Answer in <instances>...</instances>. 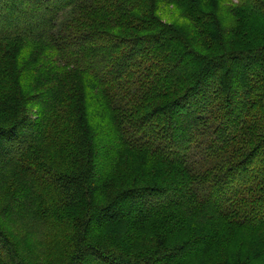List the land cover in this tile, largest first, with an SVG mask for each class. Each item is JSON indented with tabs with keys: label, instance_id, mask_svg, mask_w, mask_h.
<instances>
[{
	"label": "trees",
	"instance_id": "16d2710c",
	"mask_svg": "<svg viewBox=\"0 0 264 264\" xmlns=\"http://www.w3.org/2000/svg\"><path fill=\"white\" fill-rule=\"evenodd\" d=\"M256 14L264 0H0V166L58 191L59 264H264ZM49 145L67 167L42 164ZM0 264H27L1 229Z\"/></svg>",
	"mask_w": 264,
	"mask_h": 264
},
{
	"label": "rangeland",
	"instance_id": "374dc122",
	"mask_svg": "<svg viewBox=\"0 0 264 264\" xmlns=\"http://www.w3.org/2000/svg\"><path fill=\"white\" fill-rule=\"evenodd\" d=\"M253 18L247 29L264 33V17L256 14ZM45 149L41 161L45 162L42 163L44 166L59 170L67 167L63 151L50 145ZM57 192L46 173L41 177L14 176L10 166H0V229L27 264H59L67 259L71 231L66 217L61 224L55 223L58 217L53 213L57 205H61L57 201ZM60 211L64 216L65 208L61 206ZM64 233L66 238L59 241ZM225 256L224 263L227 264L230 259Z\"/></svg>",
	"mask_w": 264,
	"mask_h": 264
}]
</instances>
